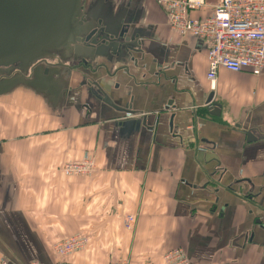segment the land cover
Masks as SVG:
<instances>
[{
    "label": "crops",
    "instance_id": "0c3cea01",
    "mask_svg": "<svg viewBox=\"0 0 264 264\" xmlns=\"http://www.w3.org/2000/svg\"><path fill=\"white\" fill-rule=\"evenodd\" d=\"M89 1L126 10L151 35L137 69L125 60L97 70L125 104L130 96L111 78L131 73L133 119L145 117L150 130L134 135L87 116L83 93L59 112L23 88L2 96L0 264H165L175 248L197 264H264V73L220 69L211 90L204 41L170 29L157 0ZM216 2L190 17H209ZM81 82L73 72L70 89L85 90ZM210 91L219 118L205 113ZM85 156L95 162L90 176L61 172ZM76 235L85 247L59 257L55 245Z\"/></svg>",
    "mask_w": 264,
    "mask_h": 264
},
{
    "label": "water",
    "instance_id": "95a60500",
    "mask_svg": "<svg viewBox=\"0 0 264 264\" xmlns=\"http://www.w3.org/2000/svg\"><path fill=\"white\" fill-rule=\"evenodd\" d=\"M92 5L89 0H0V74L5 69L6 75L0 80V97L23 88L54 111L69 100L71 63L86 64L98 58L110 61L113 57L135 66L142 62L148 53L144 40L151 35L139 26L138 18L124 9L112 15L110 5L99 11ZM105 11H109L107 16ZM52 60L57 64L44 63ZM14 66L20 73L9 77ZM93 70L86 86L88 113H96L101 121L115 122L114 127L122 132L137 135L143 128L150 130L145 117L133 119L137 113L132 99L125 104L123 96H110L98 79L97 67ZM204 104L208 117L221 116L222 105L214 102L213 91L206 95ZM108 115L110 119L105 120ZM198 123L210 121L200 117ZM251 134H246L245 142L255 141Z\"/></svg>",
    "mask_w": 264,
    "mask_h": 264
},
{
    "label": "built area",
    "instance_id": "2783aa9c",
    "mask_svg": "<svg viewBox=\"0 0 264 264\" xmlns=\"http://www.w3.org/2000/svg\"><path fill=\"white\" fill-rule=\"evenodd\" d=\"M168 26L181 37H193L206 45V80L214 90L218 71L238 74L250 71L264 73V0H217L209 17L192 19L190 13L206 7L207 0H157ZM95 171L94 159L85 156L79 161L65 163L61 172L67 177L90 176ZM134 217L124 220L130 229ZM87 239L76 235L55 245L59 257L82 250ZM165 264H197L183 248L171 249L163 256ZM5 264V263H4ZM31 264H40L32 262ZM113 264H130L119 261Z\"/></svg>",
    "mask_w": 264,
    "mask_h": 264
},
{
    "label": "flooded vegetation",
    "instance_id": "af4514ba",
    "mask_svg": "<svg viewBox=\"0 0 264 264\" xmlns=\"http://www.w3.org/2000/svg\"><path fill=\"white\" fill-rule=\"evenodd\" d=\"M80 44H82V45H87V44H85V43H80ZM124 62H126L125 61V59H120V58H116V57H113L112 58V60H110V61H108V60H106V59H103V58H98V59H96L95 61H91L90 63L88 62V63H86V64H83L82 62H80V63H71L70 65L71 66H73V68H72V74H73V72L74 73H79V76H80V78H81V80H82V82H81V87H84V89L86 88V86L88 85V81H89V77L90 76H92L91 74H90V72L92 73L94 70V68L95 67H97V70L98 69H102V67H105L104 65H106V64H111V63H115V64H120V63H124ZM45 64H48V65H55V64H57V60H52V61H46V62H44ZM20 72L18 71V66H14L12 69H11V72L9 73V77L11 76V77H14L15 75H17V74H19ZM6 78V75H5V69L4 70H1V74H0V80H2V79H5ZM25 78V77H24ZM26 79V78H25ZM28 81V80H27ZM69 94H70V96H69V100L66 102V104L65 105H69L70 104V101L73 99L72 97H74V96H76V97H78V98H80L81 97V94L83 93V96L81 97V98H85L86 100H88V98H87V95H86V92H87V88L85 89V90H83L82 91V89L81 90H71L70 89V86H69ZM68 91H65V94H66V92H67V95H68ZM79 92V93H78ZM110 96L112 95L113 96V94H111V92H110V90L107 92ZM67 95H64V98L65 99H68V96ZM88 102L86 101V102H84V104H82V105H80L79 106V108L81 109V110H83V111H85V113H86V115L87 116H90V115H92V113L91 114H89L88 113V111L86 110V108H85V105L87 104ZM64 107V106H63ZM63 107H60V109H56V112H59V111H62V110H65ZM69 107H70V105H69ZM106 117H109V115L108 116H105L104 118H106Z\"/></svg>",
    "mask_w": 264,
    "mask_h": 264
},
{
    "label": "rangeland",
    "instance_id": "374dc122",
    "mask_svg": "<svg viewBox=\"0 0 264 264\" xmlns=\"http://www.w3.org/2000/svg\"><path fill=\"white\" fill-rule=\"evenodd\" d=\"M130 66V65H129ZM132 69H137L135 64L132 65ZM125 72V73H124ZM126 69H122L119 71V73L116 76H113L112 82L114 83V87L118 90L119 88L123 90L124 92H127V94L130 96V99L133 98L132 95H130V91L127 90L128 82L130 80L131 73L126 74ZM126 74V75H124ZM236 185V184H235Z\"/></svg>",
    "mask_w": 264,
    "mask_h": 264
},
{
    "label": "bare ground",
    "instance_id": "6f19581e",
    "mask_svg": "<svg viewBox=\"0 0 264 264\" xmlns=\"http://www.w3.org/2000/svg\"><path fill=\"white\" fill-rule=\"evenodd\" d=\"M1 98V97H0Z\"/></svg>",
    "mask_w": 264,
    "mask_h": 264
}]
</instances>
